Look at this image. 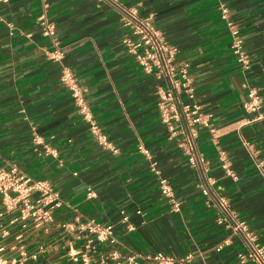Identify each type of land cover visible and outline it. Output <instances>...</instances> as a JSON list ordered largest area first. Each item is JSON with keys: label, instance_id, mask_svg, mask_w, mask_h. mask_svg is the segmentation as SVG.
<instances>
[{"label": "crops", "instance_id": "crops-1", "mask_svg": "<svg viewBox=\"0 0 264 264\" xmlns=\"http://www.w3.org/2000/svg\"><path fill=\"white\" fill-rule=\"evenodd\" d=\"M117 2L148 19L177 49L176 63L189 65L194 99L209 116L208 127L196 128V147L211 181L264 246V179L251 156L264 163V0ZM220 4L242 35L246 67L231 52ZM40 17L54 26L61 61L50 59L54 47ZM120 18L110 0H0V170L18 168L60 201L37 211L51 219L36 221L7 210L0 195L1 264H81L70 255L84 252L99 264L106 248L93 241L95 250L87 251L93 237L80 231L90 220L112 225L121 264L130 252L238 264L236 238L213 251L229 231L198 190V175L180 147L183 136H172L160 122L155 92L164 80L144 74L126 51L129 32ZM63 67L76 76L107 146L78 113L60 80ZM249 88L260 98L255 112L245 109ZM152 164L173 188L179 213H170Z\"/></svg>", "mask_w": 264, "mask_h": 264}, {"label": "built area", "instance_id": "built-area-1", "mask_svg": "<svg viewBox=\"0 0 264 264\" xmlns=\"http://www.w3.org/2000/svg\"><path fill=\"white\" fill-rule=\"evenodd\" d=\"M106 1V0H101ZM115 2L116 8L121 15V23L129 32V37L123 40L126 51L132 55L136 63L141 67L146 75L155 76L164 80V88H157V111L160 122L165 125L172 136L179 134L183 136L180 144L187 156V163L198 175V190L217 209L216 223L229 231V236L221 240L213 247L215 253L222 252L231 245L232 238H236L242 245V250L236 254L238 264H264V246L261 245L256 236L250 231L246 222L229 207L225 197L220 192V187L216 186L209 178V166L202 154L196 147V128L198 126L208 127V115L201 112V107L194 99V90L188 77L189 65L186 62L176 63L177 49L169 45L161 36V33L153 27L148 19H142L131 10L126 9ZM220 16L224 21L230 35V49L236 56L237 61L246 67L248 57L243 49V38L235 23L232 22L227 9L223 5L218 7ZM42 34L48 38L54 49L49 53L50 59L61 61L62 53L55 47V29L52 23L44 17L39 18ZM61 82L70 91L71 98L78 109L82 119L90 125L91 132L95 135L98 143L107 146L106 139L100 134L99 127L93 119L90 107L85 100L84 91L80 86L76 76L66 67L62 68ZM184 97V98H183ZM248 101L245 104L246 111L255 112L260 107V98L255 89L249 88L247 91ZM261 117L259 116L258 119ZM140 152L149 157L146 149L139 147ZM257 171L264 179V163L261 159L255 158L251 153ZM151 172L157 176V187L161 196L168 204L170 213L180 212V203L171 187L168 179L160 175L154 164L151 165ZM33 192L39 196L31 199ZM0 195L3 196V204L7 210L19 209L20 218L29 217L39 220L51 219L48 212L37 214L42 207L52 205L60 206L58 194L52 192L46 183L33 180L31 177L12 166L8 169L0 170ZM136 214L144 216L141 211ZM121 222L126 224L127 230L132 231L134 226L129 223V216L122 213ZM80 231H87L93 240L87 245L88 250H95L93 241L103 245L105 257L101 256L99 264H121L120 253L115 250L117 238L113 232L112 225H102L90 220L80 225ZM78 256H80L78 258ZM71 260L81 264H92L88 252L81 254H71ZM192 255L173 257L156 252L150 255H143L137 252H130L124 257V264H189ZM108 260V261H107Z\"/></svg>", "mask_w": 264, "mask_h": 264}, {"label": "bare ground", "instance_id": "bare-ground-1", "mask_svg": "<svg viewBox=\"0 0 264 264\" xmlns=\"http://www.w3.org/2000/svg\"><path fill=\"white\" fill-rule=\"evenodd\" d=\"M0 264H1V262H0Z\"/></svg>", "mask_w": 264, "mask_h": 264}]
</instances>
